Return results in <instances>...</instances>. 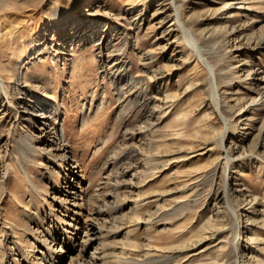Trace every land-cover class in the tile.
<instances>
[{
    "label": "rangeland",
    "instance_id": "374dc122",
    "mask_svg": "<svg viewBox=\"0 0 264 264\" xmlns=\"http://www.w3.org/2000/svg\"><path fill=\"white\" fill-rule=\"evenodd\" d=\"M177 2L198 50L171 0H0V71L10 86L21 77L14 103L35 93L60 104L54 124L63 125L66 150L79 164L78 202L65 192L45 195L56 222H64V204L77 206L81 252L102 234L103 264H264V103L251 102L264 93V80L253 83L264 76V0ZM80 18L87 38L72 39ZM200 53L218 75L221 110ZM3 101L0 240L9 235L17 261L36 251L34 263L42 264L44 249L31 242L30 228L53 230L49 204L31 190L14 155H21L16 112L24 102L13 108ZM224 116L237 126L226 138L229 187ZM40 161L28 167L45 190L58 174ZM34 208L49 214L43 222L31 218ZM250 230L239 251L236 242ZM15 235L26 249L14 245ZM55 248L65 264L78 258ZM7 255L0 247V262Z\"/></svg>",
    "mask_w": 264,
    "mask_h": 264
},
{
    "label": "bare ground",
    "instance_id": "6f19581e",
    "mask_svg": "<svg viewBox=\"0 0 264 264\" xmlns=\"http://www.w3.org/2000/svg\"><path fill=\"white\" fill-rule=\"evenodd\" d=\"M171 1L173 3V10L175 11V19L178 22V26L182 29L183 32H187L190 34L191 42L194 46V49L198 50L196 38L194 37L192 31L186 25V21L181 16L180 4L177 2V0H171ZM61 19L62 18L59 15L58 22L56 24L57 30L62 26ZM86 22H87L86 18H80L78 20V24H76V28L74 29L75 31L73 30L74 34H72V36H73L72 39H74L75 37L78 38L79 36L81 39L87 38L88 32L85 33V31H86V28H88V27L86 26L87 25ZM248 33L250 34V32H248ZM252 34H254V33H252ZM77 35H78V37H77ZM251 38H253V37L251 36ZM63 41L67 42L65 37L63 38ZM256 44L262 45L263 43L261 44V41H259ZM46 45H47V43H46ZM162 46L166 47L165 45H162ZM61 52H64V51L62 50ZM57 56H59V55L56 54V56H54V58H56ZM198 56L201 58L203 64H205V66L209 69V71H211L214 97L216 99L218 108L221 110L222 101H221V95H220V92L218 89L219 88V86H218V75L215 71L214 66L212 65V63L208 60V58L205 55L200 53V54H198ZM252 73H254V72H252ZM255 73L258 74L260 72H255ZM235 78L238 79L240 77L239 76L238 77H231L228 80L232 81V80H235ZM20 80H21V77H18L14 81V83L10 86L8 84V80H6V78H5V75L0 71V91H1L0 92V98H1V100H4L3 103L7 102L8 107H13V106L15 107V104L17 106L21 102H24V105H22L23 106L22 110L19 111V109H18V111L16 112V114H17L16 120H17V123L19 124L18 126L21 129V134H20L21 137L19 138V141L17 142V147H19L21 157L19 155H16V154H14V155L16 156V160H17V163L19 165V168L22 171V173L24 174L25 179L27 180L29 186L31 187V190L37 191L40 194H42L43 199L49 204V214L51 215V218H52L51 219L52 220L51 226L53 227V230H50L48 227L44 228L45 229L44 235H39L38 233L35 234V232H33L34 229L30 228L32 230V236H33L31 242L34 244L35 243L39 244L38 246L40 248L44 249L40 255L42 264H49V262H51L52 264H65V262H66L65 259L62 258L63 256L58 252L57 248H55L58 245L60 246V244L62 246H65V248H67L69 257L73 256V255L78 257L75 260L74 264H103L100 261V258H101L100 253L101 252L99 251L100 246H101L99 235H102V234L95 235V236L93 235L92 237L90 236L91 238L86 240L87 243H83L84 247L85 246L86 247L84 249H82L83 252H81V250H79L76 247V243H75V240L81 236V235H79L80 234L79 232H81L78 229L79 225L74 227V222L77 221V224L81 222L79 215H78L79 212H77V210H78L77 206H74V208H75L74 209V208L69 207V203L64 204V206L62 207V210H64V212L66 213L63 215L64 222H59V221L56 222V218H54V217H56V212H54L55 210H53V208H52L53 205L50 206V201L48 200L47 196L45 195V193H50V194L52 193V196L57 198L58 195H63V192H65L64 194H66V196L64 198L68 199L69 196H72L73 202L76 204L77 191L75 189V186L73 185V180L78 179V181H81V178L78 176L79 175L78 170L76 168V167H79V164H78L77 160H71V157H70L71 154L68 152V150H66L67 143H66L65 129H64L63 125L61 127H58L57 125L54 124V121H57L58 117H59V113L57 112V109H59L60 104L58 101H55V103H51L49 101V99H47L46 97L43 98L40 96H36L35 93L29 95L31 97V99H28L25 101H22L21 99H16L17 101H16V103H14L11 100V94L13 92V94L15 95L17 92L22 91L21 87H19L20 86V84H19ZM253 80H254L253 83L256 84V86H257L259 81L264 80V76L263 75H261V76L257 75L256 78H254ZM251 89L256 90L257 87H252ZM26 94H27V91H26ZM252 98H254V99H251V102L252 101L253 102L258 101L260 103L261 102L264 103V93L259 95L258 97L255 96ZM13 110H15V109H13ZM12 112H14V111H12ZM224 118L226 120L227 127L222 134L221 142L227 151V159H228L227 160L228 161L227 186L229 187L230 186L229 166H230V161L233 159V157H232V155H230L229 148L226 145V138H227L228 131L229 130L235 131L237 129V126L235 124H230V122L226 116H224ZM263 125H264V123H263ZM263 125L260 128H262ZM48 145H49V147H48ZM6 148L7 147H5V149L3 147H0V155L2 154L3 150L4 151L7 150ZM38 157H40L39 158L40 160H42V158L45 157L50 162H52V164L54 166V171L56 174H58V179H57V177L51 178V188H46L45 190H41L39 188V186L36 184L34 177L32 176V173L30 172L29 167H28L29 162L43 166V164H44L43 161L37 160ZM73 159H75V158H73ZM7 168H8V166H7ZM243 168H244V166L242 167V169ZM11 174H12V171L9 169L6 172V175L4 178H6L8 181L9 179H11ZM251 207L253 209H255V204H252ZM73 209L75 211L72 212ZM69 211H71V213H69ZM233 211H234L235 215H237L236 214V208H234ZM30 214H31V218L34 219L36 221V223L43 222L44 217L46 219V217L49 215L48 213H42V211H40L38 208H37V210H36V208H34V211L30 212ZM1 217L2 216H1V212H0V219H1ZM53 218H54V220H53ZM63 218H61V219H63ZM86 225H87V223H86ZM236 225L238 226V228L244 227L243 219L237 220ZM88 227H90V226H88ZM4 230H6V229H4ZM252 234H253V232H252V230H250L249 232L245 233L246 237H243L242 240L239 239L236 242V248L239 251L241 250V245H244L245 241H247L248 238H250ZM8 236L9 235L6 233L3 236V238L0 240V247L4 248V250L6 252H8V254L10 253V255H7L3 260H1L2 262H0V264H23L22 262H26V264H36V263H34L35 262L34 260L36 258H38L36 253H35L36 251L34 253L32 252L33 254L28 253L29 252L28 251L26 254H24L22 256V262L17 261L16 260L17 258H15L12 255L13 253L10 252L11 246H10V243L8 242L9 241ZM12 237H14L17 240L14 245H17L18 249H19V247L21 248L20 250H22V249L24 250V248L26 249L27 244L25 243L26 244L25 245L21 241V239H18V236L15 235ZM241 243H243V244H241ZM11 255L13 257V258L11 257L12 260L9 258V256H11ZM240 261H241L240 258H238V264H240ZM68 264H71V263L69 262Z\"/></svg>",
    "mask_w": 264,
    "mask_h": 264
}]
</instances>
